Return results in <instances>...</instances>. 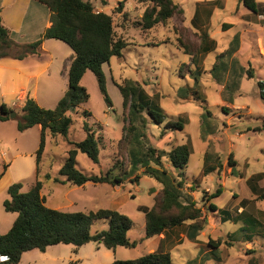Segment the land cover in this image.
<instances>
[{
  "label": "rangeland",
  "instance_id": "rangeland-1",
  "mask_svg": "<svg viewBox=\"0 0 264 264\" xmlns=\"http://www.w3.org/2000/svg\"><path fill=\"white\" fill-rule=\"evenodd\" d=\"M172 1L181 13L165 25L143 31L136 22L144 5L134 0H90L95 12L102 9L112 16L115 35L128 44L120 57L113 56L102 65L112 106H105L94 76L87 71L80 81L89 95L87 102L76 113H69L73 123L66 136L45 139L38 166L35 152L39 127L19 133L18 109L12 110L16 117L9 118L12 129L0 124V173L4 172V166L8 171L4 179L20 182L23 192L36 180L41 181L45 205L59 211L116 210L132 222L129 239L139 242L133 248L113 250L96 242L78 248L57 244L43 252L36 249L24 252L17 264H111L114 260H133L157 249L169 252L173 264H189L192 260V264H264V102L257 87L259 81H264V0H256L259 14L246 9L239 0ZM119 2L123 3L121 12L116 11ZM201 37L205 38L206 51H199ZM234 37L238 38V46L230 55L225 51L233 47ZM54 43L58 102L67 84L66 74L62 76L63 66L72 51L63 42ZM187 50L189 54L185 53ZM125 80L138 82L149 97L156 95L165 116L161 123L148 119L147 143L165 151L181 144L191 148L181 171H175L166 158L162 159V166L175 176L183 173L185 191L202 212L198 220L202 230L194 241L186 238L185 226L174 234L169 232L162 246L153 237L142 239L144 216L140 208H150L154 202L152 194H161L162 188L142 169L129 178L138 175V181L127 180L119 185L89 182L77 187L60 183L63 178L58 170L71 147L69 143L84 138V123L101 138L99 160L94 164L79 153L77 168L87 175L105 173L110 168L116 175L128 169L122 139L123 126L127 125L126 110L115 86ZM183 92L186 97L181 96ZM43 94V87H39V106L54 109L56 103L43 101ZM15 102L20 104L18 100ZM83 111L90 116H84ZM167 120L181 121L182 129H165ZM230 155L233 166L228 165ZM205 165L215 166V170L203 174ZM218 186L221 195L202 202L203 192L210 194ZM1 194L8 198L6 190ZM209 203L217 209L215 212L208 210ZM15 217V213L5 212L0 202V224ZM106 228V221L98 220L90 230L94 233ZM209 240L213 241L210 245Z\"/></svg>",
  "mask_w": 264,
  "mask_h": 264
},
{
  "label": "trees",
  "instance_id": "trees-1",
  "mask_svg": "<svg viewBox=\"0 0 264 264\" xmlns=\"http://www.w3.org/2000/svg\"><path fill=\"white\" fill-rule=\"evenodd\" d=\"M44 4L50 13V26L37 40L17 44L9 38V31L2 25L0 17V58L21 60L28 55L39 54L44 40L53 39L65 43L72 51L67 71V87L54 109L40 107L32 98L26 97L20 109L21 116L17 119L16 129L23 132L33 126L40 127L39 145L35 152V163L38 166L45 146L46 135L54 138L66 136L73 123L70 112H77L79 106L87 102L89 95L80 85L81 78L88 71L97 83L100 96L107 108L112 106L106 91L105 76L102 65L111 57H120L128 46L127 42L115 35L113 18L103 11H94L90 0H35ZM144 5V10L136 26L143 31L159 25H165L181 10L172 0H134ZM242 5L253 13H260L256 0H239ZM123 3L119 2L116 11L121 12ZM264 15V9L262 8ZM224 27V26H223ZM237 37L233 39V47L225 53L233 54L237 50ZM206 51L205 38L201 37L199 51ZM189 54V50L185 52ZM216 64L213 66L215 68ZM122 97V108L126 110L123 126V142L128 157V169L112 174V168L98 175H87L77 168V155L84 154L92 163L99 160L101 138L86 123L82 129L85 136L82 140L70 142L66 158L58 170L63 178L60 183H69L81 187L86 183L119 185L125 181L136 182L139 176L129 179L139 169L149 177L157 180L162 188L161 194L154 195L150 208L141 207L144 216L143 240L155 236L173 233L185 226L186 238L194 241L202 230L198 220L202 217L200 208L189 192L185 191L182 172L176 176L162 166L166 158L175 171L185 168L191 148L187 144L173 146L169 151L157 150L147 143L146 128L148 119L161 123L164 121L158 104L157 96L149 97L141 85L132 80L115 84ZM259 97L264 102V81L257 83ZM186 92V90H183ZM183 92L182 97L187 95ZM4 105L0 107V121L9 119V112ZM88 117L90 113L83 111ZM167 130H181L182 122L167 120ZM164 132H162L163 134ZM209 158L208 154L205 155ZM229 156L228 165L234 161ZM221 168V166L219 165ZM117 168V167H116ZM219 168V169H220ZM6 166H4L5 171ZM215 170V166L204 167L203 174ZM232 171V170H231ZM3 173H0V178ZM46 178H49L46 175ZM57 182V179H54ZM192 187V186H191ZM190 187V188H191ZM42 182L36 180L32 187L23 192L20 182L12 183L7 188L8 198L2 203L5 212L16 214L10 229L0 234V256L5 260L0 264H17L24 252L39 250L41 252L52 245L65 244L78 248L88 242H96L104 248L113 250L116 247L133 248L139 241L130 240L128 231L132 227L131 220L124 214L111 209H97L88 212H63L49 208L41 195ZM221 186L210 193L203 192L202 202H209L221 195ZM208 210L217 209L209 203ZM223 219V218H222ZM104 220L105 230L91 232L93 222ZM174 234V233H173ZM213 241L209 240V245ZM217 244H220L218 241ZM194 260L189 262L192 264ZM111 264H173L169 252L157 249L133 260H114ZM254 264V263H251Z\"/></svg>",
  "mask_w": 264,
  "mask_h": 264
},
{
  "label": "crops",
  "instance_id": "crops-1",
  "mask_svg": "<svg viewBox=\"0 0 264 264\" xmlns=\"http://www.w3.org/2000/svg\"><path fill=\"white\" fill-rule=\"evenodd\" d=\"M49 16L48 8L35 0H0L1 23L9 31V38L17 44H26L37 40L40 34L50 26ZM54 42L57 40H44L40 46L39 54L28 55L21 60L9 57L0 58V107L4 105L10 110H20L26 97L32 98L39 105L37 98L39 87H43L44 94L41 96L43 101L48 99L57 104V81L55 80L57 66L54 65L57 61V44ZM71 56L72 53L68 55L64 63L62 76L66 74L67 77ZM15 100H18L20 104L17 105ZM9 120L0 121V124L6 125L5 128L12 129L13 126L9 124ZM47 137L50 136L46 135ZM14 142L17 143V138L14 139ZM7 174L6 168L0 178L1 203L5 200L4 194L1 192L5 190L7 192L8 186L13 183L7 178L4 179ZM13 221L14 219L1 222L0 234H5L10 229ZM168 237L169 234L167 236L159 235L153 239H157L159 246H162Z\"/></svg>",
  "mask_w": 264,
  "mask_h": 264
},
{
  "label": "water",
  "instance_id": "water-1",
  "mask_svg": "<svg viewBox=\"0 0 264 264\" xmlns=\"http://www.w3.org/2000/svg\"><path fill=\"white\" fill-rule=\"evenodd\" d=\"M15 117V113L13 111L9 112V118H14Z\"/></svg>",
  "mask_w": 264,
  "mask_h": 264
},
{
  "label": "built area",
  "instance_id": "built-area-1",
  "mask_svg": "<svg viewBox=\"0 0 264 264\" xmlns=\"http://www.w3.org/2000/svg\"><path fill=\"white\" fill-rule=\"evenodd\" d=\"M5 260V257L3 256H0V262L4 261Z\"/></svg>",
  "mask_w": 264,
  "mask_h": 264
}]
</instances>
